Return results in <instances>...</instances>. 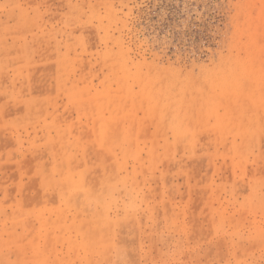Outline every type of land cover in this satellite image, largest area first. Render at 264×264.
<instances>
[{
    "label": "rangeland",
    "instance_id": "obj_1",
    "mask_svg": "<svg viewBox=\"0 0 264 264\" xmlns=\"http://www.w3.org/2000/svg\"><path fill=\"white\" fill-rule=\"evenodd\" d=\"M0 264H264V0H0Z\"/></svg>",
    "mask_w": 264,
    "mask_h": 264
}]
</instances>
